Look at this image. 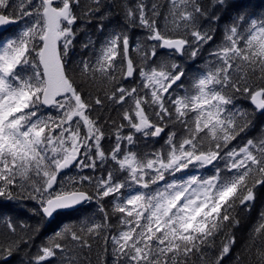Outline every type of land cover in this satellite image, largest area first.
<instances>
[{
  "label": "snow or ice",
  "instance_id": "obj_1",
  "mask_svg": "<svg viewBox=\"0 0 264 264\" xmlns=\"http://www.w3.org/2000/svg\"><path fill=\"white\" fill-rule=\"evenodd\" d=\"M253 7L0 0V205L39 218L0 216V264H264V208L233 233L264 194Z\"/></svg>",
  "mask_w": 264,
  "mask_h": 264
},
{
  "label": "trees",
  "instance_id": "obj_2",
  "mask_svg": "<svg viewBox=\"0 0 264 264\" xmlns=\"http://www.w3.org/2000/svg\"><path fill=\"white\" fill-rule=\"evenodd\" d=\"M112 3L119 5L120 0H111ZM248 3H250L251 5H253V10H255L257 13L264 15V0H247ZM116 12H119V7H117L115 9ZM95 23V22H94ZM93 29H89V31H92ZM130 35L133 38H136L139 34L137 32H132L130 33ZM219 40V34L217 36V42ZM82 51H87V50H81L79 49V47L77 48V53H82ZM92 55L91 52H89L88 57L85 58H90ZM208 57V46L205 47L204 50H202L201 55L197 58V66L198 67H203V61ZM186 69L188 71L189 74H191L192 72V67L191 65H187ZM240 104L242 107H248L247 101L241 100ZM113 117H116V114H112ZM118 118V117H116ZM253 128H251L246 134H242V136H244L245 138H251L255 135H259V131L262 127H264V117H261L259 114H257L255 120L253 121ZM29 207H31V204H29ZM264 208V194H261L258 191V195H257V200L255 205L253 206V208L251 209V211L245 212V211H241L238 215V218L240 220V225L238 228L233 229V233L235 234V236L237 237V245L236 248L234 249L235 251L239 250L240 244L242 241L247 239L248 236V231L249 229L252 227V225L256 222V219L258 217V213L260 212V210ZM7 214V216H10L13 220H24L27 223L35 226L37 221H38V217L32 216L31 214L27 213V212H23L17 209V207L15 206V204L13 203H7L6 202V206L4 205H0V216H3ZM64 222L65 223H75L77 221H75L72 218H64ZM56 225H52L51 228L49 227H44L40 234L38 236H36L35 240L36 243H40L42 241V239L46 236V235H50L52 228H54ZM0 239H6V230L3 228V224L2 222H0ZM34 251V249H33ZM26 253L25 252H21L18 256H14L13 257V261L14 264H19V260L21 257H25ZM226 260V264H232V261L229 260L228 258H225ZM93 264H95V256H93Z\"/></svg>",
  "mask_w": 264,
  "mask_h": 264
}]
</instances>
